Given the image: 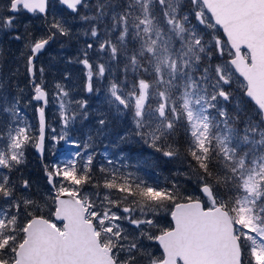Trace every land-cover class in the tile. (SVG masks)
Wrapping results in <instances>:
<instances>
[{"label": "snow or ice", "instance_id": "1", "mask_svg": "<svg viewBox=\"0 0 264 264\" xmlns=\"http://www.w3.org/2000/svg\"><path fill=\"white\" fill-rule=\"evenodd\" d=\"M59 2L90 25L85 35L107 53L97 76L124 60V81H110L104 99L108 113L127 121L113 146L144 145L175 160L182 134L207 202L183 193L176 180L170 187L150 182L123 150L118 162L105 153L110 167L101 164L95 179L90 144L69 135L78 119H88V101L69 98L60 83L53 99L62 131L52 139L77 150L46 167L49 190L41 199L28 179L13 178L29 145L43 151L49 93L43 68L37 83L33 59L57 33L71 34L68 21L53 16L51 35L33 42L28 58L29 104L43 102L38 129L21 116L19 99L0 94V116L7 114L0 121V264H264V0ZM48 9L49 0H8L0 28H12L25 11L46 19ZM83 56L92 93L93 65L87 50ZM129 72L136 76L130 86ZM237 74L254 104L251 115L232 103ZM98 115L97 135L105 134L108 115ZM84 185L96 190L86 193ZM46 208L52 218L42 214ZM163 208H170L171 227L158 224ZM145 241L157 242L160 255Z\"/></svg>", "mask_w": 264, "mask_h": 264}, {"label": "trees", "instance_id": "2", "mask_svg": "<svg viewBox=\"0 0 264 264\" xmlns=\"http://www.w3.org/2000/svg\"><path fill=\"white\" fill-rule=\"evenodd\" d=\"M7 2L8 0H0V14L10 15L5 10ZM48 11L49 15L46 19L42 14L33 15L25 11L16 16L14 29L0 28V85H2L0 87V94L9 100H12L13 97L19 99L20 103L18 107L26 106L33 95L32 86L29 83L30 76L27 71L28 58L32 55V43L51 35L49 25L53 16L58 19L67 20L68 26L71 28V34L68 36L57 33L52 38L47 49L36 61V78L40 82L39 69L43 68V82L49 93L50 100V104H48L50 107H47L48 130L45 156L44 158L39 156L34 145H29L25 151V163L18 172L13 173V178L28 179L32 184L31 195L37 199L44 197L49 190L45 169L46 167L50 169L55 164V161L58 160L54 158L56 149H53L51 146H48L47 149V145L48 142H52L53 132L51 129L53 128V124L61 123L58 106L53 102L56 91L55 84L60 83L69 92V98L88 101V119L82 121L78 119L71 126L69 133L72 139L84 144H90L89 150L94 154L92 175L95 179H99L101 176L99 171L101 164L110 167L106 163V150L108 151V158L117 162L119 153L123 150L126 155H131L132 159L130 163L139 167V174L150 182L167 183L170 187L171 182L176 180L183 193L188 196L202 198V194L198 191L197 173L188 167V159L190 158L187 157L186 137L182 134L179 138L180 157L175 160H169L163 157L160 152H156L154 149L144 145H132L131 147L113 146L116 141L115 133L118 131L122 132L127 127V121L115 119L112 114L108 113V107L104 103V99L106 88L110 81L114 80L118 83L124 81V60L121 58L118 62H112L110 72H106L104 78H100L96 75L95 66L98 63L107 62L108 55L107 53L97 51L98 45L93 43L90 35H85L90 25L80 21L78 18L74 19V14L58 0H50ZM17 35L20 36V39L14 38ZM101 36H103V33H101ZM219 37L222 40H226L221 29L219 30ZM88 43H93L92 49H86ZM132 46L130 45V47ZM85 50L88 51V59L90 64L93 65L91 82L94 91L92 93L86 90L89 82L88 69L79 62L84 58L83 52ZM140 75L145 79H150V77L143 73ZM134 79H136V76L129 72V86L130 82ZM242 80L237 74V84L232 85L233 93L240 108L250 113L254 111V104L248 102V98L244 96ZM96 89H99V91H96ZM231 106L229 105V107ZM31 109L37 124V113L33 107ZM99 113L107 114L110 121L105 134L101 135H97ZM6 115L0 116V121ZM58 127L62 130L60 126ZM89 137L92 139L89 140ZM77 166H80L79 162ZM83 189L86 193H92L96 190L92 185H84ZM101 191L103 190L101 189ZM49 205L51 206L50 200ZM163 209H165V213L161 214L159 212L156 217L158 224L160 227H171L173 222L171 220L170 208ZM42 214L49 217L50 212L46 208ZM153 231L155 232V230ZM144 243L146 245L153 244L161 252L157 242L145 241ZM152 254L155 255L153 252Z\"/></svg>", "mask_w": 264, "mask_h": 264}, {"label": "rangeland", "instance_id": "3", "mask_svg": "<svg viewBox=\"0 0 264 264\" xmlns=\"http://www.w3.org/2000/svg\"><path fill=\"white\" fill-rule=\"evenodd\" d=\"M14 28H15V25L12 27V29H14ZM235 84H237V81H236L235 83H233V85H235ZM44 87H45V86H44ZM49 102H50V100L48 101V104H50ZM53 102L58 106V103H57L54 99H53ZM233 103L236 104V103H237V100H234ZM38 104H39V103L33 101L30 105H29V103H28L26 106L19 107L20 110H21V116L24 117V118H26V120H27L31 125H33V129H34V131H35L36 129H38L39 124H38V123L36 124V122H35V118L33 117V111H32V109H31V107H33V108L35 109V112L37 113L36 109H37ZM48 106H49V105H48ZM49 107H50V106H49ZM253 113H254V111H252V112H250V113H248V114L251 115V114H253ZM36 115H37V114H36ZM58 126H60V127L62 128V124H61V123H60V124H57V123L53 124L52 127L56 129V132L53 133V136H54V135L58 136V135L61 133L62 130H61ZM69 135H70V133H69ZM71 138H72V137H71ZM76 141H78V140H76ZM85 141H86V140H85ZM78 142H79V141H78ZM79 143H80L81 146L84 145V143H82V142H79ZM46 144H47V143H46ZM48 146H51L53 149H54V148L56 149V150H55L56 153H54V158L57 159L58 161H55V164L61 163L62 161L68 159V158L71 156L72 152H74V151L77 150V149H75V148H70V147L68 146V144H67L65 141H58V140H53V139H52V142H51V143L48 142L47 149H48ZM34 147H35V146H34ZM25 151H26V149H25ZM81 151H83V147H81ZM87 151L91 153V151H90L89 149H88ZM110 152H111V151H110ZM110 152H109V153H110ZM106 153H108L107 150H106ZM78 162L80 163L79 160H78ZM202 198H204L205 202H207L205 197H202ZM159 212H160L161 214H164V213H165V209H161ZM49 218H52V217L49 215ZM150 249H151V250H150ZM147 250H148L149 252L152 251L153 253H155V256H159L160 253H161L159 250L156 249V247H155L153 244H149ZM161 251H162V250H161ZM152 252H151V253H152Z\"/></svg>", "mask_w": 264, "mask_h": 264}, {"label": "water", "instance_id": "4", "mask_svg": "<svg viewBox=\"0 0 264 264\" xmlns=\"http://www.w3.org/2000/svg\"><path fill=\"white\" fill-rule=\"evenodd\" d=\"M65 6V5H64ZM66 7V6H65ZM223 31V30H222ZM226 37V36H225ZM52 40V39H51ZM51 40L49 41V43L51 42ZM49 43L45 46V48L44 49H42L41 50V52H39V53H37L36 55H35V57H34V59H33V64L35 65V61L37 60V58H38V56L41 54V53H43L45 50H46V48H47V46L49 45ZM35 68H36V66H35ZM42 103V105H43V102H41ZM42 105H40V106H42ZM47 106V105H46ZM46 106H45V118H46V129H45V140H44V145H43V151L41 152L40 150H38L37 148H36V152L40 155V156H42V157H44V155H45V147H46V138H47V127H48V119H47V115H46ZM39 107V106H38ZM59 223V222H58Z\"/></svg>", "mask_w": 264, "mask_h": 264}, {"label": "flooded vegetation", "instance_id": "5", "mask_svg": "<svg viewBox=\"0 0 264 264\" xmlns=\"http://www.w3.org/2000/svg\"><path fill=\"white\" fill-rule=\"evenodd\" d=\"M36 80L38 81V79L36 78Z\"/></svg>", "mask_w": 264, "mask_h": 264}]
</instances>
